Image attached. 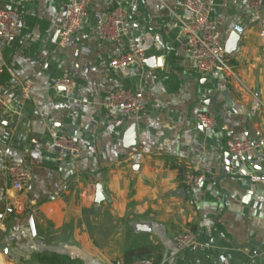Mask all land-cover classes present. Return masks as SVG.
<instances>
[{"label": "crops", "instance_id": "0c3cea01", "mask_svg": "<svg viewBox=\"0 0 264 264\" xmlns=\"http://www.w3.org/2000/svg\"><path fill=\"white\" fill-rule=\"evenodd\" d=\"M67 1L0 0L20 14L22 28L0 45V237L9 247L0 264H124L129 246L150 249L157 264H264V172L242 159L235 168L246 176L231 173L232 160L225 168L230 139H264V7L205 0L225 47L241 33L235 53H226L242 84L198 71L183 34L194 18L183 0H90L82 27L59 48ZM118 6L128 32L109 43L98 27ZM132 42L145 49L141 71L112 68ZM65 76L75 82L70 94L55 87ZM27 79L34 87L23 98ZM120 86L144 93L138 114L106 105ZM199 112L215 117L212 129L202 127ZM134 122L139 143L126 146ZM71 129L84 155L60 160L54 139ZM254 159L264 169V146ZM11 163L32 170L25 191L11 189ZM189 171L205 174L202 186L185 184ZM9 198L25 212L9 211ZM185 231L200 247L176 245Z\"/></svg>", "mask_w": 264, "mask_h": 264}, {"label": "built area", "instance_id": "2783aa9c", "mask_svg": "<svg viewBox=\"0 0 264 264\" xmlns=\"http://www.w3.org/2000/svg\"><path fill=\"white\" fill-rule=\"evenodd\" d=\"M90 0H68L65 7V14L59 29L58 46L66 48L72 41L73 35L82 27L88 14ZM184 7L193 15V21L185 23L183 34L186 39L187 51L194 59L200 73L211 74L224 72L233 76L239 83L243 82L234 72L233 66L228 60L223 42L219 39L217 25L211 19V5L205 0H183ZM249 6L253 11H260L264 7V0H249ZM126 12L121 6L116 7L105 15L98 27L99 36L106 42L114 43L128 32L125 25ZM21 17L18 12L12 9L0 8V45L10 41L21 34ZM145 49L136 43H130L124 51L111 60V67L122 69L135 67L139 72L145 63ZM3 71L0 65V75ZM73 78L65 76L55 81V87L64 88L66 94H70L74 88ZM34 83L27 79L22 85L23 98L30 97ZM144 93L133 91L127 87H117L111 93L106 105L119 109L128 114H138L144 107ZM4 102V85L0 80V104ZM199 123L206 130L212 129L216 120L209 112L197 114ZM54 146L58 150V158L64 160L66 157L80 159L84 155V148L81 139L76 135L60 134L55 137ZM264 146V139L245 138L230 139L227 142V149L233 155L231 173L237 177L246 176L245 173L236 171L235 162L243 157L254 158L259 149ZM7 174L10 180L11 189L15 192H22L28 189L32 179V170L22 164H8ZM235 170V171H234ZM253 179H257L252 177ZM264 181V178L261 179ZM206 181L203 173L189 171L184 182L190 187H200ZM8 210L18 214L25 212V206L20 200L8 199ZM179 248H198L196 235L192 231L181 232L174 239ZM48 264V263H38ZM121 264V262H118ZM133 264H155L149 259H138Z\"/></svg>", "mask_w": 264, "mask_h": 264}, {"label": "water", "instance_id": "95a60500", "mask_svg": "<svg viewBox=\"0 0 264 264\" xmlns=\"http://www.w3.org/2000/svg\"><path fill=\"white\" fill-rule=\"evenodd\" d=\"M63 14H65V9H64V13ZM58 34H59V31H58ZM240 34L241 33L238 32V31H234L231 34L228 42L226 43V47H225L227 53H229V54H234L235 53V51L237 50V48L239 46V43H240V36H241ZM16 121H17V115L15 116V119H14L13 122L15 123ZM8 125L12 126V123H9ZM71 130L72 131H71L70 135H75V130L74 129H71ZM127 135H128V142H126V146L137 145L139 143L138 133H137V123H135V122L133 123V125L128 130ZM232 158H233V155L229 153L227 155V158H226V167H225L226 169L229 168V163L232 160ZM242 160L248 161L249 164L252 167H254L255 169H259L262 172H264V169H262L261 167H258L256 165V160L254 158L246 156V157H243ZM104 187H105L104 183H99L97 185V200L99 202H101L106 197V193L104 191ZM1 218H2V215L0 214V220H1ZM30 224H31V228H32L33 234L35 235L36 231H35V224H34V221H33V217L30 218ZM138 228L141 229V230L150 231L151 230V225H149V224H140V225H138ZM0 252H4V253H8L9 252V247H8L7 242H5L1 237H0Z\"/></svg>", "mask_w": 264, "mask_h": 264}, {"label": "trees", "instance_id": "16d2710c", "mask_svg": "<svg viewBox=\"0 0 264 264\" xmlns=\"http://www.w3.org/2000/svg\"><path fill=\"white\" fill-rule=\"evenodd\" d=\"M150 253V249L148 248H137L135 246H129L125 255L124 264H133L138 259H149L157 264V259L152 258ZM54 262L58 263L61 261L56 259Z\"/></svg>", "mask_w": 264, "mask_h": 264}]
</instances>
